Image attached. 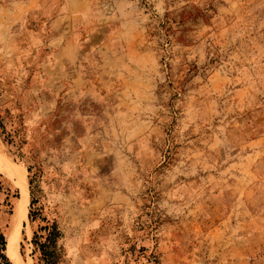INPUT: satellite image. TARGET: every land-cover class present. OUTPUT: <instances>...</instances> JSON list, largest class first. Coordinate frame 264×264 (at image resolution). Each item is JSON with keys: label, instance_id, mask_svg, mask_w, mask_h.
<instances>
[{"label": "rangeland", "instance_id": "obj_1", "mask_svg": "<svg viewBox=\"0 0 264 264\" xmlns=\"http://www.w3.org/2000/svg\"><path fill=\"white\" fill-rule=\"evenodd\" d=\"M0 122L20 263L264 264V0H0Z\"/></svg>", "mask_w": 264, "mask_h": 264}, {"label": "trees", "instance_id": "obj_2", "mask_svg": "<svg viewBox=\"0 0 264 264\" xmlns=\"http://www.w3.org/2000/svg\"><path fill=\"white\" fill-rule=\"evenodd\" d=\"M1 133L4 134V140L10 142L14 145V140L12 139L11 134L4 128L0 122ZM2 188V178L0 174V189ZM32 203V199H31ZM29 219H32L33 216L31 213L28 215ZM39 229L42 232L33 231L31 237L32 243V257L33 264H58L59 251L57 246V238L61 235L60 230L58 229L56 223L52 222L46 225H40ZM5 244L6 239L3 231L0 228V264H12L9 260V254L6 251L8 257L5 254Z\"/></svg>", "mask_w": 264, "mask_h": 264}, {"label": "bare ground", "instance_id": "obj_3", "mask_svg": "<svg viewBox=\"0 0 264 264\" xmlns=\"http://www.w3.org/2000/svg\"><path fill=\"white\" fill-rule=\"evenodd\" d=\"M16 165V164H15ZM14 164L10 163V167L8 169V172L10 174H13L18 179V185L20 189V198L18 199L17 203L15 204L14 214L16 215L15 219H17L16 222H14L12 230L7 234V250L10 256L15 260L16 264H23L20 263V258H18V241H19V217L22 215L24 210V205L26 201V195H27V183L25 180V175L23 169H20L19 167H16ZM18 166V165H17Z\"/></svg>", "mask_w": 264, "mask_h": 264}]
</instances>
